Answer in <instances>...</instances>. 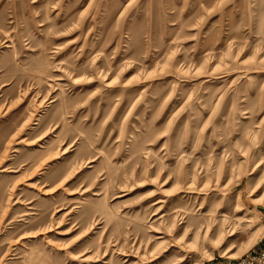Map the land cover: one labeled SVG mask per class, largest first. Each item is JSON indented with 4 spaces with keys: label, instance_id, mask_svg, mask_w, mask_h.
Returning <instances> with one entry per match:
<instances>
[{
    "label": "rangeland",
    "instance_id": "1",
    "mask_svg": "<svg viewBox=\"0 0 264 264\" xmlns=\"http://www.w3.org/2000/svg\"><path fill=\"white\" fill-rule=\"evenodd\" d=\"M263 154L264 0H0V264L238 257Z\"/></svg>",
    "mask_w": 264,
    "mask_h": 264
},
{
    "label": "bare ground",
    "instance_id": "2",
    "mask_svg": "<svg viewBox=\"0 0 264 264\" xmlns=\"http://www.w3.org/2000/svg\"><path fill=\"white\" fill-rule=\"evenodd\" d=\"M261 165H263V167H261ZM255 167H260V172L263 174L264 173V154L262 156H260L258 158V160L255 162ZM217 223V224H216ZM216 224L215 228H213V231H195L196 233L199 232L203 235H206L208 232L211 234H214L216 236V238L219 241H224L225 239H228L229 237H232L234 235V231L231 229V227L229 228L227 225L230 224L229 222V217L226 216V214L221 213L220 216H218L216 219H214V225ZM185 232V231H184ZM156 238H161L162 234L161 232H156ZM259 240V237L257 236H252L248 239V241L246 242V244L244 245L243 249H247L248 247H250L251 245H253L254 243H256ZM139 247L136 246V249ZM229 250V249H228ZM227 253V251L225 252ZM224 253V254H225ZM239 253V252H238ZM142 254H138L139 258L137 259V261L139 262V264H145V262L142 261ZM235 253H231V255H234ZM230 256V255H229ZM232 257V256H231ZM147 264H151L147 263Z\"/></svg>",
    "mask_w": 264,
    "mask_h": 264
},
{
    "label": "built area",
    "instance_id": "3",
    "mask_svg": "<svg viewBox=\"0 0 264 264\" xmlns=\"http://www.w3.org/2000/svg\"><path fill=\"white\" fill-rule=\"evenodd\" d=\"M263 232L259 239L260 246L258 248H251L242 255L230 257H212L199 264H264V214L262 216Z\"/></svg>",
    "mask_w": 264,
    "mask_h": 264
}]
</instances>
